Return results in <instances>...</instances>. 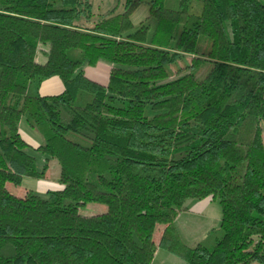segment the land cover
<instances>
[{"label":"trees","instance_id":"obj_1","mask_svg":"<svg viewBox=\"0 0 264 264\" xmlns=\"http://www.w3.org/2000/svg\"><path fill=\"white\" fill-rule=\"evenodd\" d=\"M114 12L93 22L89 0H0V264H152L159 247L186 264H264V0ZM99 60L105 84L82 69ZM51 78L62 91L41 94ZM22 118L60 165L45 197L7 187L46 177ZM208 197L221 233L187 246L175 220ZM89 202L107 210L80 214Z\"/></svg>","mask_w":264,"mask_h":264},{"label":"rangeland","instance_id":"obj_2","mask_svg":"<svg viewBox=\"0 0 264 264\" xmlns=\"http://www.w3.org/2000/svg\"><path fill=\"white\" fill-rule=\"evenodd\" d=\"M92 3L93 17L91 21H96L99 18L108 15L109 11L115 8L114 13H122L125 8V3L127 0H89ZM168 7H176L177 0H166ZM201 4L197 1H193L192 7L190 9L191 13H200ZM148 17V6L145 3H140L133 13L131 14V20L133 27L136 28ZM41 48L46 50L47 45H42ZM73 57L79 55L78 51H71ZM46 60V54L43 51H39L37 54V59L40 62ZM111 64L107 60H99L95 65L84 64L82 69L85 74L91 79L98 81L100 83H107ZM59 84L63 85L61 81L54 78ZM40 89L41 93L44 94H55L58 93L54 88H47V85H42ZM63 89V88H62ZM61 91V90H60ZM22 132L30 136L36 137L35 141H38L37 145L43 142V137L36 130L31 128L26 122L25 118L21 119L20 122ZM29 136V137H30ZM69 137L79 141L85 145H89L90 142L83 139L75 134H70ZM37 147V146H36ZM34 145L29 148V151L36 156L38 169H42L43 165L46 163V177L45 179H36L30 176H25L20 184H14L12 182H7L8 189L16 196L22 197L28 190H32L42 197L46 196V192L49 189H56L58 187L57 177L59 174L60 165L59 162L52 157H48L40 153L39 151L33 149L36 148ZM209 201V207L206 211L201 213H184L177 220L175 224L178 227V234L183 243L187 246L194 247L198 243H203L208 246H212L215 243L216 238L221 233L220 221H221V206L218 198L206 199ZM68 202V201H66ZM191 202V201H188ZM107 210V206L102 203L89 202L85 205L78 207V211L82 215H96L103 213ZM163 225L158 224L155 230L154 238L157 239L156 234L161 230ZM158 240V239H157ZM152 264H186L185 260L177 255L169 252L167 249L159 247L157 253L154 257ZM256 264V263H253Z\"/></svg>","mask_w":264,"mask_h":264},{"label":"crops","instance_id":"obj_3","mask_svg":"<svg viewBox=\"0 0 264 264\" xmlns=\"http://www.w3.org/2000/svg\"><path fill=\"white\" fill-rule=\"evenodd\" d=\"M42 60H45V59L43 58ZM42 85H47V88L48 87L49 88H54L55 87L56 88L55 90L58 93L61 92L62 91V88H63V85L59 84L56 80H54V78H51V79H48V80L43 81L41 83V85H40L39 92H40V89H42V87H41ZM41 94H44V93H41ZM19 130H20L22 136L24 137V139L30 145H32V146L34 145L35 147L38 146L37 145L38 144L37 143L38 141H35L36 140V137L30 136V135H28L26 133H23L22 132L21 125L19 126ZM206 199H210V197L204 198V199H201V200H190L191 202H188V209L186 211H183V212H180L179 213L178 217L175 220V224L177 223V220L181 217V215L184 214V213H190L191 214V213H201V212L206 211L208 209V207H209V202H206V201H209V200H206ZM176 228L178 230V227L177 226H176ZM162 230H163V228H161V230L156 234L157 239H159ZM157 239H156V241H157Z\"/></svg>","mask_w":264,"mask_h":264}]
</instances>
